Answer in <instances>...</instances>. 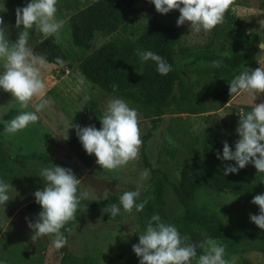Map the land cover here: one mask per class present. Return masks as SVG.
Returning <instances> with one entry per match:
<instances>
[{
	"label": "rangeland",
	"instance_id": "1",
	"mask_svg": "<svg viewBox=\"0 0 264 264\" xmlns=\"http://www.w3.org/2000/svg\"><path fill=\"white\" fill-rule=\"evenodd\" d=\"M93 1L95 0H57L56 19L63 20L64 23L58 38L54 37L67 59L63 65L47 62V67L41 70L46 84L44 99L49 101V105L38 113L40 119L37 123L29 124L24 130L12 135L5 133L6 121H10L21 111H35L32 104L38 101L34 99L27 109H20L11 94L0 89L2 147L10 157L12 169L18 174L39 175L42 167L54 165L70 168L81 180L78 194L88 192L87 199H104L124 190L138 188L141 192L137 199L139 203L151 181L159 177L162 179L165 208L175 215L178 208L171 183L178 182L182 167L190 160L191 143L197 142V148L210 135L236 142L239 139L236 132L239 114L247 113L255 104L264 102V93L255 99L250 93L231 97L230 81L243 70L236 71L225 63L218 66L210 63L198 70L188 67L183 69L186 60L178 56L173 67L180 74L179 80L174 84V102L184 103L188 111L166 113L153 128V117L146 114L147 111L103 90L85 78L80 71L79 62L93 48L112 37L97 33L90 50L73 45L68 18ZM30 2L31 0H0V16L4 19L10 42L14 43L23 30L22 26H15L16 9ZM229 12L234 18V31L230 29L231 25L227 23L225 16L222 24L207 33L191 32L188 22L177 26L180 14L176 11L158 14L156 21L175 25L180 45L190 49L198 47L217 51L252 47L256 68L264 67V49L258 47L264 43V0H235ZM156 13L154 4L151 10L146 0H135L133 11L127 15L125 33L131 37L137 35L145 24L153 22ZM43 38L35 28L29 30L28 47L33 49ZM109 98L122 99L138 112L140 136L142 143L144 141V149L141 145L139 157L115 171L104 170L96 164L95 155L86 153L74 127L92 125L100 129V118ZM88 100L94 101L99 110L95 122H88L84 117ZM31 153L47 155L52 161L50 164L32 158L23 163L16 161L17 156ZM145 169L149 170L150 177L142 181L141 173ZM0 175L13 187L9 193L11 198L4 207L0 206V264H109L108 255L131 253L132 246L139 242V234L145 231L138 222L139 212L135 208L131 214L121 209V214L111 217L110 212L104 211L105 208L87 207L82 203L71 231L66 236L67 243L56 250L50 237L32 240L34 233L28 226L29 221L35 222L42 210L39 204H29L35 201V191L43 189V179L39 176V179H30L26 183H15L7 175ZM260 179L264 194V173H261ZM253 197L213 192L203 196V201H208L218 209L225 223L240 231L257 234L242 241L235 252L224 257L226 260L236 257V264H264V253L258 249L259 245L264 244V229L250 220V214H259V206L251 203Z\"/></svg>",
	"mask_w": 264,
	"mask_h": 264
},
{
	"label": "clouds",
	"instance_id": "2",
	"mask_svg": "<svg viewBox=\"0 0 264 264\" xmlns=\"http://www.w3.org/2000/svg\"><path fill=\"white\" fill-rule=\"evenodd\" d=\"M158 13L167 14L171 10H179L177 26L188 22L191 32H210L224 21L225 13L234 4L235 0H150ZM57 0H31L24 7H17L15 12V26L22 31L18 39L10 42L5 31L4 19L0 16V89L10 93L18 102L20 109H27L32 104L35 111H21L10 121L5 122L4 132L12 135L24 130L29 124L37 123L38 113L49 105L44 99L46 84L42 76V69L47 67L44 57L34 55L28 47L29 30H35L44 38L56 36L63 27V20L56 19ZM264 49V43L258 45ZM136 55L141 64L151 60L157 65V72L167 75L171 70L160 55L152 51L137 49ZM58 64L63 60L57 57ZM216 66L219 62H214ZM140 73V72H138ZM141 74V73H140ZM80 83H83L81 78ZM114 88L116 85L113 86ZM229 92L231 97L241 93H250L256 96L264 93V67L255 70L245 68L239 75L230 81ZM82 110V109H81ZM239 124L236 132L239 139L233 151L228 142L223 145L222 156L218 152L217 158L225 161H235V165H227L224 175L236 173L249 163H252L257 172L264 173V102L255 104L251 111L239 114ZM101 128L89 125L81 127L75 125L76 135L87 154H94L96 164L102 169L115 171L126 167L139 157L142 145L139 129V114L134 108L122 99L109 98L103 115L100 118ZM44 183L42 190L34 193L35 201L41 211L35 222L29 221L28 226L33 230L32 240L50 237L56 250L67 243L65 231L70 222L76 220V213L82 201L88 198V192H80L78 188L81 180L70 168L54 165L42 167L39 175ZM150 172L145 169L141 173V180H147ZM12 185L0 179V206L11 198L9 195ZM140 190L123 192L119 197V205L112 204L104 209L111 213V217L125 213L131 214L135 208L140 212L147 204V197L140 203ZM251 203L259 206V214H250V220L260 229H264V194L255 195ZM187 237H181L174 225L161 220L160 215L154 214L148 220L145 231L139 234V242L132 246L134 253L139 257V264H236V257L230 260L224 258L225 248L215 239L207 238L198 245L186 243ZM197 248L203 254L197 256Z\"/></svg>",
	"mask_w": 264,
	"mask_h": 264
},
{
	"label": "trees",
	"instance_id": "3",
	"mask_svg": "<svg viewBox=\"0 0 264 264\" xmlns=\"http://www.w3.org/2000/svg\"><path fill=\"white\" fill-rule=\"evenodd\" d=\"M135 0H95L77 10L68 18L70 36L73 45L90 50L93 47L95 35L101 33L112 35L111 39L86 55L80 62L79 68L85 78L98 85L103 90L121 97L122 99L147 111L152 118L154 128L158 119L172 112L188 111L184 103H175L174 84L179 80V71H174V63L178 56L186 62L184 67L198 70L207 67L210 63H225L236 71L245 68L256 69L252 58V47L241 50L228 48L212 51L202 48L190 49L179 43L177 27L173 24L165 25L156 21V13L152 23L145 24L141 31L131 37L124 31L127 15L133 11ZM149 9L153 3L146 0ZM178 14L179 10L174 9ZM230 29L234 31L233 16L229 10L225 13ZM152 51L160 55L172 70L167 75L157 72L155 62L149 60L141 64L136 50ZM33 53L44 57L47 62L58 64L57 57L63 62L67 57L54 36L43 38L33 46ZM140 72V73H138ZM116 85L114 88L113 86ZM175 103L176 105L172 106ZM193 113L195 112L192 110ZM99 112L97 104L88 100L85 105L84 117L88 122L97 120ZM226 140L208 136L196 148L197 142L193 141L189 152L190 160L184 164L180 171L178 182L171 183L176 195L178 213L173 215L165 208L164 190L162 179L157 177L151 181L139 203L147 197V204L138 213V222L142 229H146L148 220L152 215L159 214L161 220L174 225L181 237H187L186 243L198 245L200 241L212 238L225 248V256L235 252L242 241L253 238L257 234L250 231H240L225 223L223 216L216 207L203 201V196L208 192L222 194H241L253 197L262 194L261 173L257 172L252 163L239 169L236 173L224 175L227 165H235V161H225L217 158L219 152L222 156L223 145ZM228 142V141H227ZM236 142H228L230 148L235 150ZM144 149V141L142 143ZM32 158L45 164H50L52 159L47 155L31 153L16 157L21 163ZM147 163V162H146ZM156 171V170H154ZM158 171V170H157ZM0 173L7 175L15 183H26L30 179H39L37 174L22 175L12 169L10 157L5 153L0 141ZM0 179H3L0 175ZM115 193L104 199H84L82 203L87 207L106 208L112 204L119 205V197L123 194ZM37 205L36 201L29 204ZM70 222L65 227L70 229ZM67 236L69 231H65ZM138 243V242H137ZM136 243V244H137ZM264 253V244L258 246ZM203 250L197 248V256ZM139 257L132 251L129 254L108 255L109 264H139ZM195 264V261H193Z\"/></svg>",
	"mask_w": 264,
	"mask_h": 264
}]
</instances>
